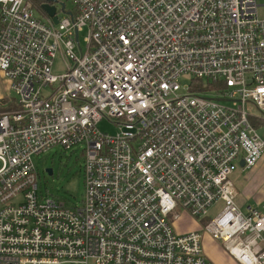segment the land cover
Here are the masks:
<instances>
[{
    "label": "built area",
    "instance_id": "built-area-1",
    "mask_svg": "<svg viewBox=\"0 0 264 264\" xmlns=\"http://www.w3.org/2000/svg\"><path fill=\"white\" fill-rule=\"evenodd\" d=\"M72 1L52 3L55 23L30 0H0V72L18 104L0 112V264H215L204 234L240 264H264V203L243 210L230 179L264 158L261 5ZM80 144L84 199L67 206L39 191L34 156ZM183 212L206 222L177 232Z\"/></svg>",
    "mask_w": 264,
    "mask_h": 264
},
{
    "label": "rangeland",
    "instance_id": "rangeland-1",
    "mask_svg": "<svg viewBox=\"0 0 264 264\" xmlns=\"http://www.w3.org/2000/svg\"><path fill=\"white\" fill-rule=\"evenodd\" d=\"M59 2L55 3L58 7H61V4H65L67 10H74V3L72 0H58ZM44 0H42V3ZM258 4L261 5L258 7V12L260 16H264V0H257ZM34 15L37 17H42L43 14L36 7L33 8ZM59 16H63V12H59ZM87 36V29H84L80 32V42L83 49L86 47L85 38ZM55 75H59L64 72V62L60 55L55 59L54 66L52 69ZM181 86H189L192 82L189 75H184L180 79ZM205 92V91H204ZM181 93H186V90H182ZM217 90H208L205 92L208 96H216ZM9 98L14 99L15 93L10 90L8 94ZM1 97V96H0ZM1 100V99H0ZM247 111L252 115L260 116L261 112L253 103H247ZM100 130L103 133L113 135L117 132V127L107 121L102 120L98 124ZM260 133L263 134L260 129ZM84 145L74 146L72 149H64L61 146L55 145L47 149L45 152L40 153L39 155L34 156V164L38 173V186L39 191L43 195L55 197L62 202H65L67 206L80 205L84 199L85 193V177H84V165L86 162V153L84 151ZM264 164V160H263ZM1 167V163H0ZM47 168L53 169V174L47 172ZM244 169L239 167L230 175L231 182L233 186L237 189L238 195L236 197V202L241 206L243 210L246 209L248 205H257L264 203V173L256 175L257 178L251 183L249 196H253L249 200V196L244 193L243 185L248 181L246 175L249 171H243ZM264 172V171H262ZM254 176L253 173L250 174V178ZM244 199H246L244 201ZM248 204V205H247ZM225 203L222 200H219L217 203L212 205L209 210V216L215 217L218 215ZM189 216L188 213L184 212L179 216L178 219L174 222V228L177 232L181 231H190L196 226V220ZM196 221V222H195ZM199 222V227L201 223ZM205 238H209L208 234H204ZM206 239V240H207ZM212 239V238H211ZM204 244V240H203Z\"/></svg>",
    "mask_w": 264,
    "mask_h": 264
},
{
    "label": "crops",
    "instance_id": "crops-1",
    "mask_svg": "<svg viewBox=\"0 0 264 264\" xmlns=\"http://www.w3.org/2000/svg\"><path fill=\"white\" fill-rule=\"evenodd\" d=\"M11 90V83L9 81L8 78H6L1 72H0V101H2L3 99L9 98V93ZM12 91V90H11ZM3 111V110H2ZM1 112V110H0ZM263 160L264 158L253 168H248V169H244L243 171H249L248 175H246V179L248 181H246V183L243 185V192L246 193V195H250V192L253 193V191H251L250 186L251 183L257 178L256 175H259L261 173H264L262 171H264V164H263ZM253 173L254 176L252 178H250V174ZM236 197L238 195V191L236 189ZM253 197V196H252ZM251 196H249V200L252 198ZM246 199H244L245 201ZM248 205V204H247ZM184 213V212H183ZM182 213V214H183ZM181 214V215H182ZM190 216V215H189ZM191 217V216H190ZM193 218V217H192ZM194 219V218H193ZM192 219V220H193ZM197 221V222H196ZM195 224L197 227L192 228L190 231L192 230H196L199 229L198 227L199 222L198 220H196ZM186 231H181V232H187ZM212 237L209 236V238H205L204 237V249L206 254L208 255V257L214 261L215 264H240L237 260H235L227 251L226 249L222 246V244L218 241H216L215 239H211ZM207 239V240H206Z\"/></svg>",
    "mask_w": 264,
    "mask_h": 264
},
{
    "label": "trees",
    "instance_id": "trees-1",
    "mask_svg": "<svg viewBox=\"0 0 264 264\" xmlns=\"http://www.w3.org/2000/svg\"><path fill=\"white\" fill-rule=\"evenodd\" d=\"M33 4V7H36L40 10V12L43 14L42 17L47 16L46 12L43 10L42 8V0H30ZM206 84V87L211 90L213 88L212 84L213 82H207L204 83V81L202 79H196L194 80V87L192 88L193 90H199V89H203L202 91H206V88H202L203 85ZM18 108V104L16 103V98L11 99V98H6L3 99L2 101H0V110L2 112L6 111V110H13ZM206 220L204 221H200L201 224L205 223Z\"/></svg>",
    "mask_w": 264,
    "mask_h": 264
},
{
    "label": "water",
    "instance_id": "water-1",
    "mask_svg": "<svg viewBox=\"0 0 264 264\" xmlns=\"http://www.w3.org/2000/svg\"><path fill=\"white\" fill-rule=\"evenodd\" d=\"M56 0H44V2L42 3V8L43 10L52 17L53 21L55 23L58 22V17H57V8L55 5H53L52 3H54ZM62 7H64V4H61ZM241 166H244V163L241 162ZM47 172L51 175L53 174V169L52 168H47L46 169Z\"/></svg>",
    "mask_w": 264,
    "mask_h": 264
}]
</instances>
